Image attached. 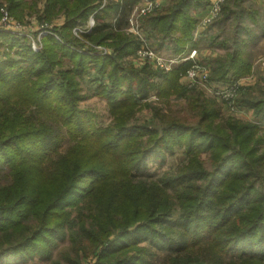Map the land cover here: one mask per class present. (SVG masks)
I'll return each mask as SVG.
<instances>
[{"label": "trees", "instance_id": "1", "mask_svg": "<svg viewBox=\"0 0 264 264\" xmlns=\"http://www.w3.org/2000/svg\"><path fill=\"white\" fill-rule=\"evenodd\" d=\"M39 1L0 0L18 20L38 13L59 38L34 53L0 34L8 51L0 53V264H264V95L239 100L257 123L223 118L213 99L182 82L193 62L168 73L127 62L141 44L126 29L142 0L101 10V0H45L37 11ZM168 1L140 18L139 32L177 57L198 49L194 33L210 1ZM246 1L226 0L201 36L222 32L210 45L221 52L211 60L214 83L253 74L251 48L264 32L254 34L260 14ZM91 15V32L76 37ZM85 83L106 102L108 127L81 108ZM152 93L163 103L187 98L196 120L155 108L157 122L131 123ZM177 148L186 163L153 177L150 165L163 166Z\"/></svg>", "mask_w": 264, "mask_h": 264}, {"label": "rangeland", "instance_id": "2", "mask_svg": "<svg viewBox=\"0 0 264 264\" xmlns=\"http://www.w3.org/2000/svg\"><path fill=\"white\" fill-rule=\"evenodd\" d=\"M163 2V8L162 10L170 3L168 0H162ZM245 6H251L255 10L259 11L260 19H258L259 24L261 26H256L254 24L255 32L254 34L256 36H262L264 32V0H247L245 3ZM219 18V17H218ZM218 18H215L213 21L216 22ZM26 21V20H24ZM30 27H28L31 31V34L36 37L37 36V29L39 26L42 25L41 21H39V18L35 21H26ZM261 22V23H260ZM251 24V23H250ZM209 26H212L209 25ZM207 25H203L202 28L199 29V36L195 38L194 33V43H198V47L202 50V60L204 63L203 65H206L210 72H211V60L214 59L218 54H220V51H217L215 49H212L210 47L212 43V39H214L217 36H221V29L218 27H214L213 29L206 32V36L203 38L202 35L205 34V30L210 28ZM229 27V26H228ZM261 28V29H260ZM3 34V33H2ZM201 39V40H200ZM26 44V42H23ZM27 45V44H26ZM253 46V44H251ZM250 46V47H251ZM7 50H0L1 54L7 53ZM251 52L253 53V62H254V70L253 74H250L246 78L241 79L240 83L243 85L241 92L239 96L236 98V100L229 104L227 102H224L217 98H212L214 102L219 106L221 109V113L223 118L233 117L235 119H240L245 122H252L257 123L258 118L255 116L254 111L252 109H246L239 104V100L244 97L246 94L247 96H251L254 99L261 98L262 95H264V38H262L256 46L251 48ZM160 54H163L164 57H169L170 55L164 54V52H158ZM198 57V55H197ZM2 57H0L1 59ZM133 62H136V58L134 56H131ZM127 62L129 60L127 59ZM130 63V62H129ZM245 82L246 83L244 85ZM217 84V83H215ZM224 85V84H223ZM89 85L85 83L84 85V93L83 95H87V99L80 104L81 108L83 109H89L93 111L97 118L95 119V122L97 123L98 127H108L109 124L112 123V117L110 116L107 104L102 99L96 97V96H90L93 94V92L90 91ZM210 98V97H208ZM149 100H145L144 102L149 103L151 106L143 107L145 104L143 102V105L141 106V110L137 112V114L131 119V123L137 124V125H143L144 123L157 122L154 118V109H162L164 113H175L177 115L185 116L186 118H189L190 122H193L196 120L195 113L192 110V107L189 103V100L187 98H177L173 97L168 102L161 101V99L157 96V94L152 93ZM264 125V124H263ZM67 146L64 147L66 149ZM185 155L183 153L182 149H176L175 152L172 155L167 156L166 163L160 167L157 163H153L149 167V173L155 177L158 178L161 176L165 171L168 170H175L178 168V166L182 165L183 163H186ZM205 162L207 164V167L210 168L211 165L209 163L208 157L204 156ZM66 247V244L63 242L60 243L59 248L56 250V253L54 255V258L56 259L58 257V252L61 251L63 248ZM92 258H84L82 263L83 264H90L92 261ZM19 264V263H18ZM26 264H50L49 262H44L42 260H39L37 257L34 258V260H29Z\"/></svg>", "mask_w": 264, "mask_h": 264}, {"label": "built area", "instance_id": "3", "mask_svg": "<svg viewBox=\"0 0 264 264\" xmlns=\"http://www.w3.org/2000/svg\"><path fill=\"white\" fill-rule=\"evenodd\" d=\"M114 0H101L99 4L100 10L105 8L109 2ZM226 0H215L209 6L208 14L203 17L198 25V29L195 33V38L199 36V29L203 25H211L215 18H218L221 13V9ZM163 5L158 0L149 1L142 0L133 9L131 16L128 20L129 26L126 29L128 34L136 35L140 38V47L133 55L136 58V62L139 66L149 65L153 69L161 70L164 73L171 72L176 66L186 63L193 62V65L182 77V82L188 88L196 89L202 92L206 97H212L220 99L224 102L232 104L239 96L243 85L240 81L232 82L228 84H215L210 80V70L206 65L200 64L197 61L198 50L193 48L189 53L177 56V57H164L163 54L155 51L147 41L141 36L139 32V20L140 18L153 13L156 10L162 9ZM99 10V11H100ZM96 11L95 13H97ZM0 34H6L11 38L26 42L27 46L31 48L34 53L41 52L43 48V40L49 36H54L59 39L57 35H54L51 26L46 24L41 25L37 29V36L34 37L28 27L29 24L25 21L18 20L11 15L6 5L0 8ZM94 15L90 16L88 22L83 27H77L74 29V35L80 38L83 34L91 32L95 26ZM93 50L97 51L98 55L108 54V49L102 47L91 46ZM130 58V57H129Z\"/></svg>", "mask_w": 264, "mask_h": 264}, {"label": "crops", "instance_id": "4", "mask_svg": "<svg viewBox=\"0 0 264 264\" xmlns=\"http://www.w3.org/2000/svg\"><path fill=\"white\" fill-rule=\"evenodd\" d=\"M31 1L32 0H25V2H28V3H31ZM160 3H162V5H163V2H162V0H158ZM210 2V4L211 3H213L215 0H209ZM44 5H45V0H40L39 2H38V7H37V11H42L43 10V8H44ZM208 12H209V8H206L205 10H202V11H200V13H201V15H200V17L202 18V17H205L207 14H208ZM38 19V13H36V12H34V13H30L29 11H25L24 12V16H23V18L21 19V20H26V21H35V20H37ZM203 19V18H202ZM64 20H65V17H64V15L63 14H61L58 18H56L55 20H54V22H53V25L54 26H56V27H61L63 24H64ZM25 21V22H26ZM197 50H198V57H197V61L198 62H202V63H204L203 62V60H202V56H201V54H202V50H201V48L200 47H198L197 46ZM217 57V56H216ZM215 57V58H216ZM128 60H129V62L131 63V64H133V65H135V66H139V64H137V63H134L133 61H132V58H128ZM201 63V64H202ZM246 83H249V82H245L244 83V85L246 84Z\"/></svg>", "mask_w": 264, "mask_h": 264}]
</instances>
